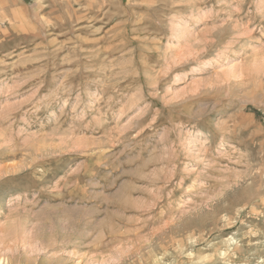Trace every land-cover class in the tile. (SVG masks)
Segmentation results:
<instances>
[{
    "label": "rangeland",
    "instance_id": "obj_1",
    "mask_svg": "<svg viewBox=\"0 0 264 264\" xmlns=\"http://www.w3.org/2000/svg\"><path fill=\"white\" fill-rule=\"evenodd\" d=\"M0 264H264V0H0Z\"/></svg>",
    "mask_w": 264,
    "mask_h": 264
}]
</instances>
